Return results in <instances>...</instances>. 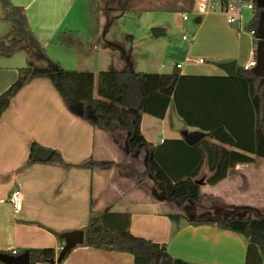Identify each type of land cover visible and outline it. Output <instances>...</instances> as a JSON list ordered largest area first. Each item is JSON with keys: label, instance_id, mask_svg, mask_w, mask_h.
<instances>
[{"label": "crops", "instance_id": "obj_1", "mask_svg": "<svg viewBox=\"0 0 264 264\" xmlns=\"http://www.w3.org/2000/svg\"><path fill=\"white\" fill-rule=\"evenodd\" d=\"M7 1L8 8L0 2V48L6 46L4 41H12L13 28L17 29V26L27 33L29 41H35L46 51L54 41H59L63 31H75L72 20L76 17L70 16L79 0ZM193 22L197 29L192 33L191 45L186 48L187 44L181 39L170 52L172 56L177 52L179 55L173 60V67L167 72H157L170 74L178 63H182L173 96L168 100L155 97L151 102L150 111L161 113V116L143 114L142 117L141 132L155 146L156 157L159 150H164L167 140L161 138L157 143L145 136L146 116L161 120L164 130L169 113H175L184 126L188 123L196 129L192 134H205L203 139H208L209 132L224 127L243 145L250 147L254 143L255 113L249 85L218 67L220 63L236 62L237 73V69L244 66H239L238 62L246 56L249 61L252 59V44L248 49L244 48L241 36L227 25L222 15L197 16ZM183 24L180 21V25ZM113 45L95 40L78 44V56L75 53L73 58L74 62L82 64L76 68L78 72L97 76L101 71L133 68L122 56L119 68L109 69L114 61L107 52L108 46ZM53 57L46 54L44 58L58 63L66 71L67 68ZM200 59L205 63H200ZM25 65L24 62L13 67L0 65V95L15 83L19 67ZM122 133L126 132L95 129L73 115L47 78H35L25 85L0 120V253L18 256L25 252L30 254L34 249H53L56 260L65 245L60 235L84 231L91 211L104 213L107 210L104 221L109 229H127L136 237L166 246L174 258L193 264H246L247 242L242 236L213 224L195 226L185 220L175 223L169 219L168 214L180 213L172 212L168 198H159L151 192L149 185L143 188L134 182L130 171L135 168L133 159L137 152L127 150L128 135L125 137ZM185 138L173 142L188 146L193 155L197 151L186 143ZM33 144L59 152L71 166L56 165L51 160L26 166ZM91 159L101 164L112 163V166L97 165L93 169L80 166ZM116 168L126 169L129 173L117 175ZM242 180L245 184L241 186ZM252 180L256 181L254 188H258L259 194L254 197L259 196L258 201H264V168L251 166L231 168L227 178L215 186L204 184L202 196L220 197L225 199L223 204L235 209L256 210L252 208L256 202L251 201ZM242 187H247L248 192H241ZM205 190H211L212 194ZM15 191L22 197V207L17 213L11 199ZM257 257V252L252 249L250 264L251 260L257 262ZM60 264H135V257L82 244L72 249Z\"/></svg>", "mask_w": 264, "mask_h": 264}, {"label": "trees", "instance_id": "obj_2", "mask_svg": "<svg viewBox=\"0 0 264 264\" xmlns=\"http://www.w3.org/2000/svg\"><path fill=\"white\" fill-rule=\"evenodd\" d=\"M0 2L3 7H9L7 0H0ZM130 2L131 0H123L121 7L123 12L130 8ZM192 4L193 0H189L188 7L183 10L190 9ZM261 11L256 7L255 17L250 27L258 24ZM17 29L20 39L28 41L27 33L20 26H17ZM31 43L41 47L35 41ZM47 62L48 65L44 68L18 69L15 83L0 95V120L25 85L35 78H47L73 115L85 120L95 129L110 133L126 132L127 150L131 153L144 149L147 152V171L167 190V198L172 201H191L193 205L199 202L202 197V186L197 181L201 178L205 164L210 175L203 181L208 186H215L227 178L231 168L253 162V158L248 154L264 160V79L255 77L243 68L237 69L236 77L249 85L250 99L255 113L254 143L250 147L243 145L224 127H219L207 134L208 139H203L193 147L203 160L184 180L175 182L158 162L155 146L142 134L141 122L143 114L161 116V113L159 115L150 111V104L155 97L168 100L173 96L180 78L178 68L170 74H157L135 72L132 67H129L122 72L101 71L96 76L90 72L65 71L58 63L49 60ZM94 90L97 91L98 99L94 97ZM39 148L37 144L32 145L31 156L26 166L36 163L33 156ZM51 163L65 167L71 166L65 163L62 155L57 151H54ZM97 165L110 168L112 163L101 164L91 159L80 166L93 169ZM130 172L141 176L133 168ZM252 210L240 208L235 209L233 213L217 210L215 214L197 215L195 218L172 213L168 214V217L175 223L185 220L188 224L195 226L213 224L236 233L247 242L246 264H250L249 254L252 249L257 252L258 260L257 262L251 260V264H263L264 214L249 217L248 213ZM254 212L258 213L257 210ZM106 213H108L107 210L104 213L91 211L88 226L84 230V246L129 253L135 257V264H193L172 257L166 246L143 237H136L127 229H109L104 221ZM54 258L53 249L30 250L31 264H51Z\"/></svg>", "mask_w": 264, "mask_h": 264}, {"label": "rangeland", "instance_id": "obj_3", "mask_svg": "<svg viewBox=\"0 0 264 264\" xmlns=\"http://www.w3.org/2000/svg\"><path fill=\"white\" fill-rule=\"evenodd\" d=\"M188 2L189 0H131L130 8L123 12L121 10L123 0H79L74 12L70 16L71 18L73 16L76 17L72 20L75 31L67 33L63 31L58 37L59 41H54L50 49L46 51L29 40H20L18 29L13 28L12 41H4L6 42V46L0 48V65L13 67L20 66L24 62L26 64L25 67L44 68L48 65L45 59L46 54H48L54 55L56 58H53L59 60L61 62L60 65L65 69L67 68L66 71H74L82 65L81 62L76 63L73 61V58H75L74 54L76 53L78 56L77 45L84 44L85 41L95 40L107 41L114 44L113 46H108L107 55L112 57L114 61V64L110 65L109 69L119 68L118 66L123 56L125 61H128L133 66L135 72H167L173 67V60L179 57L178 52L173 56L170 55V52L181 42L183 35L191 37L192 33H195L197 29L193 22L197 17L195 14L191 16L190 21L180 25V15L184 11L183 9L188 7ZM252 17L253 13L251 11H245L241 28L237 32L241 36V41H244V48L248 49L249 45L252 44L253 52H256L257 46L253 43L250 36V21ZM155 27H166L168 31L165 35L156 38L152 34V28ZM98 30L99 35L96 36ZM60 43L66 45L68 49L62 48ZM190 45L187 44L186 48ZM69 48L73 50H69ZM247 57L238 62L239 66H243L249 62L250 58ZM7 58L11 60L9 61ZM252 59H255V57H252ZM25 60L28 63H25ZM107 60L109 61V59ZM94 97L99 98L96 90H94ZM172 115L169 113L164 130L161 129V120L146 116L144 134L153 142L159 143L161 138L164 141L167 140V144L163 146L164 150H159L157 160L169 174L170 178L177 182L184 180L203 159L198 152L192 155L190 152L191 148L188 146H181V144L173 142L174 139H183L188 134H192L193 130L196 129L187 123L183 129L174 132ZM121 135L127 136L126 133H122ZM121 144H123V138ZM251 158H253V162L239 164L234 168L240 166H251L258 169L264 168V160L255 156H251ZM146 159L147 152L144 149H140L137 152V156L133 159V163L134 169H137L139 174H143L141 176L132 175L134 182L143 186V188H147L146 185H149L151 192L156 193L157 197L162 199L167 198V190L156 180L153 181L152 175L146 171ZM203 170L204 172H202L200 180L206 179L210 175L208 174L207 166ZM116 173L119 175V173L128 174L129 172L126 169L116 168ZM255 176L258 177V174ZM254 180H252V188L250 189L253 197L258 192V188L256 190L254 188L256 184ZM241 183L242 186L245 184V181L243 182L242 180ZM245 188L247 187H242L241 192L244 190L248 192ZM210 191L205 190V193L212 194ZM253 197L251 201L253 203L254 200L256 203L253 204L252 208L256 209L258 213L254 212L256 210L249 211V217L264 214V201L260 200L259 202V196H255L254 199ZM168 200L172 212L183 214L189 218H195L196 214H200V212L205 215L215 214L216 210H227L232 213L235 210V208L223 204L225 199L223 200L220 197L213 198L209 194H204L196 205H193L191 201L176 202Z\"/></svg>", "mask_w": 264, "mask_h": 264}, {"label": "water", "instance_id": "obj_4", "mask_svg": "<svg viewBox=\"0 0 264 264\" xmlns=\"http://www.w3.org/2000/svg\"><path fill=\"white\" fill-rule=\"evenodd\" d=\"M256 7L261 11L260 17L257 24V38L258 43L256 47V62L257 65L251 69V74L255 77L264 79V0H256ZM238 27V23H235L233 28L236 29ZM152 34L154 37L158 38L160 36L165 35V30L160 27L152 28ZM220 69L226 72L229 76L236 75V62H229V63H220L218 65ZM172 122H173V130L180 131L184 127V123L180 121L175 113L172 115ZM205 134H189L186 136V143L189 146H195L199 143ZM54 156V151L49 149L39 148L36 150L34 154V161L36 162H49ZM198 184L204 185L205 182L203 180H198ZM60 238L65 241V245L60 251L57 259H53L51 264L57 263L60 264L65 259L67 254L74 249L75 247L84 244L85 235L84 231H73L70 233H64L60 235ZM0 262L4 264H31L30 261V254L29 252H25L18 256H12L5 253H0Z\"/></svg>", "mask_w": 264, "mask_h": 264}, {"label": "built area", "instance_id": "obj_5", "mask_svg": "<svg viewBox=\"0 0 264 264\" xmlns=\"http://www.w3.org/2000/svg\"><path fill=\"white\" fill-rule=\"evenodd\" d=\"M245 11H251L253 17L250 22H253L256 12V0H193L192 7L181 13V22H188L191 19V16L195 14L196 16H207L211 14H219L225 17L226 23L229 27L234 26L235 23H238L236 30L241 28V22L243 20V14ZM252 24V23H251ZM250 24V25H251ZM234 29V28H233ZM250 36L257 46V25L255 27H250ZM192 37L187 35L182 36V41L186 44L192 42ZM253 57L247 64L242 68L246 72H250L256 65V52H253ZM200 63H205L204 59L199 60ZM177 68H182V63L177 64ZM15 212H19L22 207V197L19 191H15L11 197Z\"/></svg>", "mask_w": 264, "mask_h": 264}]
</instances>
